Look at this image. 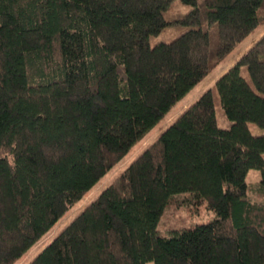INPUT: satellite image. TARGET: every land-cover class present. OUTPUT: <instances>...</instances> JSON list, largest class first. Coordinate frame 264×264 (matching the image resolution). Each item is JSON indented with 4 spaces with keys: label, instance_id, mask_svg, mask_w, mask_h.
Instances as JSON below:
<instances>
[{
    "label": "trees",
    "instance_id": "16d2710c",
    "mask_svg": "<svg viewBox=\"0 0 264 264\" xmlns=\"http://www.w3.org/2000/svg\"><path fill=\"white\" fill-rule=\"evenodd\" d=\"M263 18L264 0H0V264ZM249 123L264 128V34L26 264H264V134ZM179 195L213 216L163 236Z\"/></svg>",
    "mask_w": 264,
    "mask_h": 264
},
{
    "label": "rangeland",
    "instance_id": "374dc122",
    "mask_svg": "<svg viewBox=\"0 0 264 264\" xmlns=\"http://www.w3.org/2000/svg\"><path fill=\"white\" fill-rule=\"evenodd\" d=\"M177 31H165L157 34L150 39V43L158 41H167L172 38ZM262 34H264V18L233 50H231L204 78L195 84L169 112L157 122V124L149 130L146 136L135 144L130 151L105 174L89 191H87L80 201L65 215L59 219L32 247L14 264H26L55 234H57L86 204L96 198L100 190L107 185L133 158H135L147 144L155 139L173 120L179 115L182 110L194 102L197 97L206 89L214 86L215 80L228 67H230ZM244 75V73H243ZM216 99L215 114L220 125L227 126L222 109L218 105ZM250 132L253 135L264 134V128H260L252 123L248 125ZM264 158V153H263ZM259 179V171L249 169L245 176L246 182H253ZM213 216V213L205 208L204 205H195L188 203L182 195L176 196L165 209L160 217L157 225L161 235L167 236L168 231L173 227L189 226L194 223H202ZM146 264H152L147 262Z\"/></svg>",
    "mask_w": 264,
    "mask_h": 264
}]
</instances>
